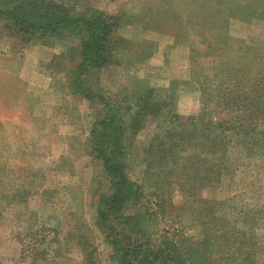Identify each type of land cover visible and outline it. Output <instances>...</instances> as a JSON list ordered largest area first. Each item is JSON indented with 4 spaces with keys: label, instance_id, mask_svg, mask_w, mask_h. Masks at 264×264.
Segmentation results:
<instances>
[{
    "label": "rangeland",
    "instance_id": "rangeland-1",
    "mask_svg": "<svg viewBox=\"0 0 264 264\" xmlns=\"http://www.w3.org/2000/svg\"><path fill=\"white\" fill-rule=\"evenodd\" d=\"M57 1L76 4V11L94 10L118 18L112 62L93 77L101 93L113 95L134 80L165 89L180 81L175 86L176 113L190 119L199 114V92L187 74L197 58L199 66L207 67L209 79L214 63L219 64L213 57L200 55L212 37L191 25L198 22L199 0ZM178 23L186 30L182 44L175 46L167 27L176 28ZM227 34L228 50L220 54L227 61L242 57L238 63L246 82L243 105L251 106L255 84L264 85V69L256 76L260 62L264 63V21L231 19ZM239 48L247 57L240 51L233 57ZM76 49L71 40L51 45L21 43L0 34V264H29L33 257L36 264H109V248L96 229L97 200L108 193V183L89 143L99 111L67 88V72L76 64L69 55ZM190 49L198 55L190 54ZM214 115L229 119L221 108ZM153 131L149 123L138 134L137 149L128 162L131 181L147 184L135 208L148 213L149 224L157 231L195 239L201 235L195 211L200 198L228 202L230 225L237 219L236 228L244 231V237H239L244 253L254 252L249 264H264V150L251 151L247 157L230 145L226 157L232 174L224 173L217 185L182 193L179 184L186 155L174 167H166L157 180L143 177L145 164L138 156ZM169 172L170 185L164 182ZM238 209L245 210L243 217ZM37 251L42 257L31 255Z\"/></svg>",
    "mask_w": 264,
    "mask_h": 264
},
{
    "label": "trees",
    "instance_id": "trees-1",
    "mask_svg": "<svg viewBox=\"0 0 264 264\" xmlns=\"http://www.w3.org/2000/svg\"><path fill=\"white\" fill-rule=\"evenodd\" d=\"M74 5L57 0H0V34L21 43L51 45L71 40L77 44L74 54L69 55L76 58V64L67 72V88L99 111L89 132V143L108 183V193L97 200L96 229L109 248V264H249L254 252L244 253L245 246L239 238L244 237V231L236 228L237 219L230 225L226 216L231 206L228 202L200 198L195 209L200 219L199 238L152 228L148 213L135 208L144 198L147 184L131 181L128 162L137 149L136 137L149 123H153L154 131L138 156L145 164L143 177L146 181L157 180L166 167H174L186 155L179 184L182 193L219 184L228 171L226 153L230 145L247 157L251 151L264 150V85L255 84V104L244 106L246 82L241 78L243 66L238 63L242 57L227 61L220 54L228 50L227 22L264 21V0L198 1V22L191 25L212 37L211 42L206 40L200 55L213 57L219 64L214 63L209 79L207 67L199 66L196 57L195 66L187 74L200 99L199 114L193 119L175 111V86L180 81L171 82L165 89L149 88L144 80H134L130 87L113 95L101 93L93 77L112 62V35L118 18L94 10L76 11ZM167 28L174 45L182 44L186 27L178 23L176 28ZM238 51L247 57L242 48L233 52V57ZM189 52L198 55L196 50ZM260 63L256 76L264 69V63ZM217 108L228 113L229 119L216 118ZM171 172L164 178L168 185ZM238 213L243 217L246 212L238 209ZM31 255L41 256L38 251ZM34 260L30 259L29 264H36Z\"/></svg>",
    "mask_w": 264,
    "mask_h": 264
}]
</instances>
